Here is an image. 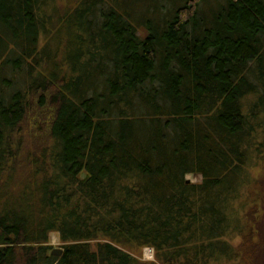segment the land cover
Instances as JSON below:
<instances>
[{
  "label": "trees",
  "instance_id": "1",
  "mask_svg": "<svg viewBox=\"0 0 264 264\" xmlns=\"http://www.w3.org/2000/svg\"><path fill=\"white\" fill-rule=\"evenodd\" d=\"M133 1L70 0L66 17L57 0H0V264H156L131 253L150 245L161 264H209L261 228L264 0H153L140 16ZM31 112L29 155L50 171L18 202L8 167Z\"/></svg>",
  "mask_w": 264,
  "mask_h": 264
},
{
  "label": "rangeland",
  "instance_id": "2",
  "mask_svg": "<svg viewBox=\"0 0 264 264\" xmlns=\"http://www.w3.org/2000/svg\"><path fill=\"white\" fill-rule=\"evenodd\" d=\"M174 1L175 0H157L160 6H163L162 10H165V12L172 10L171 8L173 7ZM209 1L211 2L212 0H209ZM209 1L206 4V6H208V4L210 3ZM133 2L136 3L137 10L139 11L137 13H139V16H140L141 15L140 13L147 14V12L149 11L148 7L151 5L153 0H140V1H133ZM57 3L59 4L58 14L59 15L63 14V16L67 17L68 13L70 12L69 8L72 7V2H70V0H63V1L57 0ZM66 4H67V7L69 8L67 7L65 8L64 5ZM144 18L146 19V16ZM155 18H157V16H155ZM139 20L140 21L142 20V22H144V19H142V17H140ZM54 31H55V28L54 30H52V33L50 32L45 38H43L41 46H44L46 42L48 43L49 39L52 38ZM141 32L142 33L145 32L143 28H141ZM33 99H34V96L29 105L30 109L31 107H33V105H36V102ZM27 115L25 117L26 119L23 121V123H21L20 128L18 129V132L15 134V141L17 144V148L20 149L21 151H17L18 152L17 157H15L12 163L10 161L9 167H8V169L11 167L14 170L12 172V175H14L16 179L14 178L13 182H15L14 184L16 185L17 190L15 192L14 191L11 192V194H14L15 196L14 199L18 202H22L21 200L25 198L24 196H27L26 200L27 198H30V196H33L35 192V188H36L34 184L36 182L39 183V180H41V178L50 171V167H49L50 159L47 160L45 155L43 154L37 155L36 153L35 154L33 153L32 157L29 155V153L31 152L32 146L34 147L35 144L37 145L39 141L34 140V137L31 134L32 126H33L31 121L34 119L33 118L34 114L33 112H31L28 116ZM263 138H264L263 132H260V135L257 134V141L262 140ZM40 140L46 141V135H43V137H41ZM37 159H39V163H40L39 166H36V163L32 162V161H36ZM42 162H44L45 164L41 165ZM258 165H259V168H256L253 171L254 176L257 178L255 182L257 186L260 185L261 181L264 182V154L260 157L258 154ZM186 179H188L192 183L193 182L201 183L203 180L202 176L199 174H189L186 176ZM31 192L33 193V195H31ZM250 192H251V188L246 193L247 199H248L247 208H243V209L240 208V213L242 214V217L246 219L249 216L248 220L250 219V216H251L252 207L260 206V205L253 204V199L249 198ZM262 193L264 196V189L261 190V194ZM246 195L244 196V198L246 197ZM262 210H263V215H264V204H262ZM250 225L254 227L252 225V222L250 223ZM260 225H261L260 229H257L256 227L252 229L254 232L251 238H250V233H249L250 229L247 226L246 227L247 231L232 241V245H235L236 247L235 248L236 254H234L236 257H232L230 260L225 257H219L218 259L213 258L211 259L209 264H246L247 262L244 256L249 262L247 264H264V220L263 222L261 221ZM64 244L65 243L62 242L59 232L54 231L49 234L47 245H49L53 250L54 249L63 250L62 245ZM149 247L153 248L155 251L154 259L148 253ZM121 248L123 250H126L127 252L132 251L130 250L129 246L128 247L121 246ZM131 253L137 260H140L142 263L143 262L145 263L154 262L156 264H161L159 260H157L156 249L151 245L144 246L142 248H139L138 250L134 249L133 252ZM251 261H254V263H250Z\"/></svg>",
  "mask_w": 264,
  "mask_h": 264
},
{
  "label": "water",
  "instance_id": "3",
  "mask_svg": "<svg viewBox=\"0 0 264 264\" xmlns=\"http://www.w3.org/2000/svg\"><path fill=\"white\" fill-rule=\"evenodd\" d=\"M188 182H190L189 180H188ZM62 249H54L53 251H52V253L54 254V255H56V256H60L61 254H62Z\"/></svg>",
  "mask_w": 264,
  "mask_h": 264
},
{
  "label": "built area",
  "instance_id": "4",
  "mask_svg": "<svg viewBox=\"0 0 264 264\" xmlns=\"http://www.w3.org/2000/svg\"><path fill=\"white\" fill-rule=\"evenodd\" d=\"M148 253L150 254V256H152V250L148 249Z\"/></svg>",
  "mask_w": 264,
  "mask_h": 264
}]
</instances>
